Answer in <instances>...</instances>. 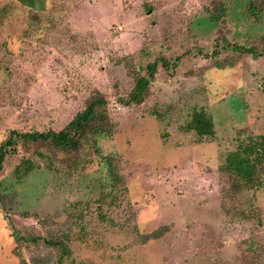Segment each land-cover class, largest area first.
Returning a JSON list of instances; mask_svg holds the SVG:
<instances>
[{
  "label": "rangeland",
  "instance_id": "1",
  "mask_svg": "<svg viewBox=\"0 0 264 264\" xmlns=\"http://www.w3.org/2000/svg\"><path fill=\"white\" fill-rule=\"evenodd\" d=\"M28 4L0 0V143L61 129L95 89L112 123L75 158L23 142L6 156L0 264H264V175L234 191L221 169L264 133V0ZM195 111L212 135L190 128Z\"/></svg>",
  "mask_w": 264,
  "mask_h": 264
},
{
  "label": "trees",
  "instance_id": "2",
  "mask_svg": "<svg viewBox=\"0 0 264 264\" xmlns=\"http://www.w3.org/2000/svg\"><path fill=\"white\" fill-rule=\"evenodd\" d=\"M32 5L34 0H22ZM235 50H241L251 55H257L252 47L234 46ZM260 55H262L260 53ZM165 68L168 67V61L165 58H156L145 66L146 75H139L135 78L134 84L127 94L125 104L130 102L139 103L144 99L145 90L150 83V77L157 71L158 63ZM107 99L97 89L93 90L85 100L84 108L77 112L68 122L59 130L49 129L47 131L22 132L11 130L8 137L0 143V171L6 156L15 151L17 144H40L49 146L54 150L68 153L71 157H76L77 152L86 144H90L91 137L105 133L108 126L111 125L107 111ZM190 128L198 136L212 135L214 127L212 118L202 111H195L189 124ZM28 163L23 161L15 171L18 175L27 172ZM264 167V133L248 135L244 139L237 140L236 146L229 151L221 169L229 173L232 177V190L237 191L241 188H254L260 185ZM50 244L58 243L50 241ZM60 261V260H59ZM18 264H27L25 260H19Z\"/></svg>",
  "mask_w": 264,
  "mask_h": 264
}]
</instances>
